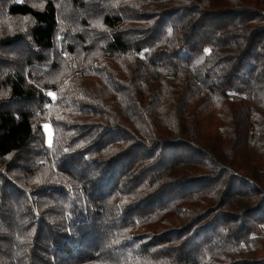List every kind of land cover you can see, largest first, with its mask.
Listing matches in <instances>:
<instances>
[{
  "label": "trees",
  "instance_id": "trees-1",
  "mask_svg": "<svg viewBox=\"0 0 264 264\" xmlns=\"http://www.w3.org/2000/svg\"><path fill=\"white\" fill-rule=\"evenodd\" d=\"M0 264H264V0H0Z\"/></svg>",
  "mask_w": 264,
  "mask_h": 264
},
{
  "label": "rangeland",
  "instance_id": "rangeland-1",
  "mask_svg": "<svg viewBox=\"0 0 264 264\" xmlns=\"http://www.w3.org/2000/svg\"><path fill=\"white\" fill-rule=\"evenodd\" d=\"M44 130H45V133H46V139H47V142L50 141L51 139V136H52V128L49 124H45L44 125Z\"/></svg>",
  "mask_w": 264,
  "mask_h": 264
},
{
  "label": "snow or ice",
  "instance_id": "snow-or-ice-1",
  "mask_svg": "<svg viewBox=\"0 0 264 264\" xmlns=\"http://www.w3.org/2000/svg\"><path fill=\"white\" fill-rule=\"evenodd\" d=\"M49 95H53V94L50 93Z\"/></svg>",
  "mask_w": 264,
  "mask_h": 264
}]
</instances>
